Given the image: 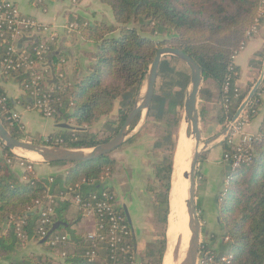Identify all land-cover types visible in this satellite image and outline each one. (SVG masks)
<instances>
[{"label": "trees", "instance_id": "1", "mask_svg": "<svg viewBox=\"0 0 264 264\" xmlns=\"http://www.w3.org/2000/svg\"><path fill=\"white\" fill-rule=\"evenodd\" d=\"M34 1L38 2L37 6L42 3V0ZM96 1L110 9L113 23H91L71 13L66 20L67 26H76L71 34L79 35L85 42L96 46V52L92 55L93 66L83 80L74 84L62 80L60 90L51 92L53 99L60 101L55 104L56 113L53 118L71 111L67 118L74 121L76 128L48 136L49 141L44 138H28L20 126L12 124L7 118L17 102L28 108L32 107V102L25 95L17 102L8 99L0 86V121L11 136L35 144L86 150L109 141L123 124L155 53L161 47L182 51L199 67L203 78L199 94L202 102L199 104L201 135L205 138L218 135L249 93L240 89V96L236 100L229 93L228 97L232 100L228 112L224 111L222 87L226 80L230 84L237 82L238 68L232 64V57L248 40L246 35L259 16L261 0ZM258 22L260 32L264 29V16ZM10 42V35L5 32L4 38L0 40V63L8 56ZM19 49L30 55L27 47ZM7 78L13 79L21 88L26 74L23 70L11 72L7 77L0 74V83ZM188 81L189 70L181 61L173 57L163 59L143 127L151 124L159 135L153 145V156L158 157L152 171L156 186L147 185V191L151 194L153 208L163 215V225H166L169 209L168 196L176 149L175 132L182 118ZM42 87L44 89V85ZM258 94L244 110L249 122L259 113L261 100ZM116 106L119 108L117 120H104L96 131L94 128L103 119H107ZM206 109L214 113L213 123L204 120ZM139 118H136L132 129ZM99 135L108 136L101 138ZM140 135L139 131L126 144ZM257 137L258 141L253 146L255 159L252 165L232 171L224 164L225 181L217 210L220 250L215 253L216 250L213 252L205 245L200 253L203 258V253L209 252L213 263H220L224 252L230 251L233 254L230 264H264V122ZM57 140L62 143H56ZM221 146L223 155L231 154L232 150L225 142ZM2 152L10 158L14 157L4 147L0 151V260L28 243H34L39 249L37 254L31 253L11 264H89L87 254L91 252L106 264L127 261L129 253L110 252L108 240L96 243L95 246L85 240L86 232L76 227L81 217L69 200L55 202L51 220L62 224L48 235L44 243L41 244L39 240L42 211L36 209V202L39 201L44 209L47 194L65 193L68 186L82 181L84 183L80 190L85 197L100 191L102 186L91 182L105 173L110 175L115 166L113 161L103 156L91 162L73 164L62 178L50 177V183L49 178H37L28 172H23L19 177L5 163ZM204 159L205 156H202L200 162ZM66 164L49 165L56 167ZM197 177L201 179L199 173ZM107 189L113 192L109 186ZM72 206L77 216L69 215L68 209ZM197 210L202 213L199 202ZM117 211L124 215L121 208ZM63 236L65 240L61 241ZM225 238L228 242L222 244ZM215 240L213 236L211 241ZM165 243L164 237L157 240L146 255L137 257V264H161ZM134 245L138 248L135 240Z\"/></svg>", "mask_w": 264, "mask_h": 264}, {"label": "crops", "instance_id": "2", "mask_svg": "<svg viewBox=\"0 0 264 264\" xmlns=\"http://www.w3.org/2000/svg\"><path fill=\"white\" fill-rule=\"evenodd\" d=\"M4 1H9L14 4L22 15L36 20L41 25L50 27L58 36L54 48L46 56L45 63L40 66L44 70L43 85L47 91H57L61 86L62 80H68L70 84H74L83 80L88 75L93 66L94 61L92 55L96 52V46L93 43L85 42L79 35L67 33V16L71 13L79 15L91 23L95 21L113 23V17L109 8L101 5L96 0H42L39 6L36 4L38 2L34 0L33 2L32 0ZM25 40L26 38L20 39V47ZM263 61L264 29L258 35L248 39L245 42L244 48L239 50L238 54L234 57V65L238 68L236 84L241 90L250 91L252 89L260 76ZM3 80L0 86L3 88L6 98L17 102L20 98L24 97L25 94L13 79L7 78ZM258 93L261 100L259 113L246 127V132L252 135L259 134L260 127L263 124L264 82L260 86ZM200 103L202 102L198 96L197 108L199 118ZM116 108L119 109L118 106ZM13 110L20 114L22 132L30 139L45 138L64 131H72L76 128L74 121L67 118V115L71 111H67L63 115L59 114L54 119H45L40 112L30 110L18 102ZM204 120L213 123L215 120L214 113L209 109L204 110ZM63 124L68 125L70 129L59 128V125ZM142 137L140 135L133 142L124 144L110 154L112 160L120 163L118 167L120 168L122 166L126 168L127 173H124L122 176L124 182L120 180L113 181L114 177L108 182L109 187L116 196L117 205L121 209L125 208L128 212L130 217L129 225L134 230L138 252L141 257L144 254L145 247L149 245L144 234L147 235V232L150 230V224L148 223V205L152 203V197L149 199L147 183L150 177H153V163L150 156L152 154L149 151L150 155H148L147 151L150 149L146 146L139 145ZM221 144L209 148L206 154H204V161L200 162L198 166V173L201 179L197 180L196 200L201 205L203 218H206L207 213L210 217L216 215L218 210L221 189L225 181V165L222 162L223 150ZM141 149H144L147 154L145 151H141ZM136 151L140 152V154L136 155ZM12 170L19 177L22 176L23 171L21 169L13 168ZM33 174L41 179H47V177L52 176L58 177L59 175L61 178L63 177V174L61 172L59 173L55 166L48 164L33 168ZM146 180L148 181L145 186L144 181ZM208 206L211 207L208 209ZM203 211L206 212V215ZM68 213L71 217L77 216L76 209H74L73 214L72 209L69 208ZM142 222L144 223L142 224ZM76 227L79 230L87 232L93 226L92 222L80 219ZM36 251H39L38 247L34 243H28L25 247L9 257L1 259L0 264H11L15 260H19L31 253H37Z\"/></svg>", "mask_w": 264, "mask_h": 264}, {"label": "built area", "instance_id": "3", "mask_svg": "<svg viewBox=\"0 0 264 264\" xmlns=\"http://www.w3.org/2000/svg\"><path fill=\"white\" fill-rule=\"evenodd\" d=\"M262 16H264V0H261L258 18L246 35L248 39L258 35V19ZM75 28L76 26L69 25L66 27V31L67 33H71ZM5 32H8V35H10L11 42L7 49L8 56L0 63V74L7 77L11 72L23 70L26 74V79L22 82L20 90L32 102V107L29 109L40 112L45 119H52L56 113L55 104L60 101L59 99H53L51 91L49 92L44 88L46 92L43 89L44 70L40 66L45 63L46 56L54 48L58 37L56 32L51 30L50 27L41 25L36 20L22 15L18 8L11 2L1 0L0 40L4 38ZM21 38H26V40L20 47L19 41ZM244 45L242 44L239 50H242ZM26 47L30 49V55L21 52L19 49ZM239 50L232 57L233 65L234 57L238 54ZM230 83L229 80H226L222 87L224 95L222 107L226 113L229 110L230 101L232 100L228 97V94L232 93L234 100L240 96V88L238 85L236 83ZM4 100L2 99V101ZM234 116L235 114L225 125H230L225 143L231 148L232 152L222 157V162L228 165L232 171L252 165L255 159L253 146L258 141L257 135L246 132L249 120L244 114V111L236 119H234ZM7 119L12 124L15 123L20 126L22 131L20 114L18 112L14 110L9 111V117ZM44 139L45 141H49L48 137ZM57 141L56 143H62L61 140ZM2 148L3 146L0 144V151ZM2 158L11 169L19 168L23 172L33 174V166L27 161L17 157L10 158L6 154H3V152ZM108 178L109 174L105 173L99 179L92 181L91 184L99 183V187L102 186V188L100 191L91 193L87 197L80 190V186L84 183L82 181L81 183L68 186L64 191L65 193L61 192L59 195L47 194L44 200L46 205L44 209L39 201L36 202V209L40 212L42 211L40 213L41 227L39 228V240L42 241L48 237V230H51L54 224L51 219L54 215L55 202L69 200V203L77 209L81 219L92 222V229L87 231L84 236L86 241L95 246L96 243L108 240L110 252L129 253L127 261L124 260L121 264H137L138 254L136 252V246L134 245L131 227L128 225L125 215L117 211L119 206L117 205L115 194L114 192H109L107 189ZM48 182L51 183L52 180L49 178ZM64 240L65 237H61V241ZM87 263L106 264L100 261L93 252L87 254Z\"/></svg>", "mask_w": 264, "mask_h": 264}, {"label": "water", "instance_id": "4", "mask_svg": "<svg viewBox=\"0 0 264 264\" xmlns=\"http://www.w3.org/2000/svg\"><path fill=\"white\" fill-rule=\"evenodd\" d=\"M167 57L176 58L177 60L181 61L189 70V81L186 88L182 119H184V122L190 127L191 134V142H188L187 144V156L183 160V163L178 167L175 179L176 197L182 216L181 230L183 236L180 237L182 241L172 252V260L173 264H197L200 248L199 236L201 231L196 204V183L198 178V166L200 163V159L202 158V156H204V154H206L209 148L225 142L227 132L230 129V125L225 126L218 135L209 139H202L200 130V118L197 108L198 96L200 94L203 82L202 73L199 67L191 60V58L184 54L182 51L170 47H161L157 49L154 59L147 71L146 76L144 77V80L134 100L133 105L126 113L124 122L121 125L120 129L109 141L100 144L93 149H88L89 151H87L86 149H71L61 146L35 144L32 142L17 140L13 138L0 121V144L4 148H6L14 157L26 161H33L35 163L48 165L53 163H86L109 155L113 151L126 144L127 141H129L135 134H137L138 129L145 123L148 111L153 100L155 84L158 77L160 65L163 59ZM263 82L264 61L258 80L239 106L238 110L235 113L234 119H236L250 104L256 93L259 91V88ZM142 114H144V120L141 122V124L139 123L137 128L132 129L133 123L135 122L136 118L138 116H141ZM59 128L70 129L68 125L64 124L59 125ZM29 154L37 155L41 158V160H35L31 158ZM122 211L126 217V220L130 223V217L127 210L123 208ZM61 224L62 223L55 222L52 225L48 235L58 229ZM46 239L47 238L43 239L40 243H44Z\"/></svg>", "mask_w": 264, "mask_h": 264}, {"label": "rangeland", "instance_id": "5", "mask_svg": "<svg viewBox=\"0 0 264 264\" xmlns=\"http://www.w3.org/2000/svg\"><path fill=\"white\" fill-rule=\"evenodd\" d=\"M117 111H118V109L115 107L114 110H113V112L111 113V115L107 119H103L99 123L100 125L98 124L94 129L97 131L98 128L104 122V120H117V117H118ZM182 116H183V111H182ZM143 120H144V114H142L140 116L139 121H138L137 125L134 128H137L138 125H139V123L141 124V122ZM144 126H145V124L142 125L138 129V131L141 132V136H143L141 138V140H140L139 145L140 146H146L148 149H150V150L147 151V153H148V155H150L149 154V151L151 152L152 155H150V156H151L152 163H153V167H154V165H155L156 160L158 159V157L155 158L153 156V145H154V143L157 140V138H158L159 135H158L157 130L155 128L151 127V124H148L146 126V128H143ZM175 133H176V145H177L178 137H179V135L181 133H183V136H184L185 141L187 143L188 142L189 143L191 142L190 127L184 122V119L181 118L180 123H179V126H178V128H177V130H176ZM106 136H108V135H106ZM106 136L105 135L104 136L99 135V137H101V138H105ZM202 139L205 140V139H208V138H205V137L202 136ZM138 150H140V149H138ZM87 151H89V150H87ZM141 151H145V150L144 149H141ZM145 153H146V151H145ZM110 154L107 155V158H108V160L113 161L115 166L113 168V172H111V174L109 175V178H108V181L107 182H110V180H111L112 177H114L113 178V181L120 180L121 182H124L122 176H123L124 173H127V169L126 168H123L122 166H120V168H119L118 166L120 165V163L118 161L112 160ZM137 154H140V152H137L136 151V155ZM27 162L30 163V164H32L33 168H35V167L37 168V166L43 165L41 163H35L33 161H27ZM72 167H73V164H66L65 166H61V167L60 166H56V170L59 173L61 172V174L65 175V173L69 169H71ZM152 170H153V168H152ZM114 174H115V176H114ZM48 178H50V177H47V179ZM153 180H154L153 177L152 178L150 177L149 181L148 180L144 181V185L148 181V183H147L148 185H152L153 184V185L156 186V184H155V182ZM171 181H172V179H171ZM196 185H197V183H196ZM118 188L120 189V187H118ZM172 192H173V190L171 189L170 190V193H169V196H168V203L169 204L171 203L170 198L172 196ZM148 196H149V199H150L151 198V194L149 192H148ZM115 198H116V196H115ZM116 202H117V199H116ZM196 204H197V200H196ZM210 207L211 206H208L207 208L209 209ZM71 209H72V213L74 214V209L75 208L72 206ZM169 211H170V205H169V209H168V216H169ZM148 212H149L148 213V221H149L148 223L150 224V230L147 232V235L144 234V236L148 240V244L149 245H147L145 247L143 256L146 255V253L148 252V250L150 249V247L153 248L154 243L157 240H162L163 237H164L165 242H166V235H168L167 234L168 223H167V221H166V225H163L161 223L163 215L160 214V213H158L153 208L152 203H150L148 205ZM197 212H198V218L200 220V225H201V231H200V236H199L200 248H199V254H198L197 264H220V263L221 264H230V262L233 259V254H231L230 251L229 252L228 251H225L224 252L225 254H223L222 257L220 258V263H217V262L213 263V261H212V255H209V252H207V251L203 253V255H204L203 258L200 257V253H201V251H202V249H203V247L205 245H208L210 247L209 249L211 251H213V250L215 251L216 250L215 253L219 252L220 246H221V244L219 242H220L221 239H220V227H219L218 213H216V215H213L212 217H210V215H208V213H207V215H208L207 216L206 215V212L203 211L205 213V215H206V218H203L202 219L203 213H200L199 211H197ZM168 216H167V219H168ZM143 223L144 222H142V224ZM145 225L147 226L146 223H145ZM131 230H132L133 238L136 241V237H135V233H134L133 228H131ZM213 236L216 237V240L215 241H211V239L213 238ZM227 242H228V239L227 238H225L224 240H222V244L223 243H227ZM166 248H167V245L165 243V251H166ZM165 251H164V253H165ZM136 252H137L138 256L140 257V253L138 252V248L137 247H136Z\"/></svg>", "mask_w": 264, "mask_h": 264}, {"label": "bare ground", "instance_id": "6", "mask_svg": "<svg viewBox=\"0 0 264 264\" xmlns=\"http://www.w3.org/2000/svg\"><path fill=\"white\" fill-rule=\"evenodd\" d=\"M187 144L188 143L185 141L183 133H181L178 137V143H177V148H176L175 157H174V169H173V173L171 177L172 179L171 189L173 190V192L170 198V201H171V203L169 204L170 211H169V216L167 219V223H168V229H167L168 235H166L167 248L163 255L162 264H173L172 252L182 241L180 239V237L183 236L182 230H181L182 216L179 210L178 200L176 197L175 179H176L178 167L180 166V164L183 163V160L187 156V151H188ZM29 156L35 160H41V158L37 155L29 154Z\"/></svg>", "mask_w": 264, "mask_h": 264}]
</instances>
